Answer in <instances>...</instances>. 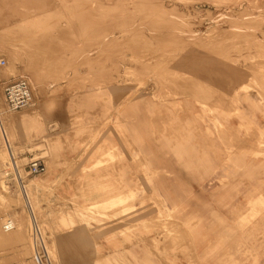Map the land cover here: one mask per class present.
I'll return each instance as SVG.
<instances>
[{"label":"rangeland","instance_id":"rangeland-1","mask_svg":"<svg viewBox=\"0 0 264 264\" xmlns=\"http://www.w3.org/2000/svg\"><path fill=\"white\" fill-rule=\"evenodd\" d=\"M0 59V264H264V0H0Z\"/></svg>","mask_w":264,"mask_h":264},{"label":"built area","instance_id":"built-area-1","mask_svg":"<svg viewBox=\"0 0 264 264\" xmlns=\"http://www.w3.org/2000/svg\"><path fill=\"white\" fill-rule=\"evenodd\" d=\"M0 64L4 65L5 61L3 59H0ZM3 99H4V106L8 110H18L25 108L29 106L32 101H33V91L31 84L28 79L26 78H19L10 82H7L3 86ZM14 165L16 168H20L18 165L17 161L13 158ZM9 171H6V175L9 176L11 175L12 180H16L15 174L13 171V166L9 165ZM21 169V168H20ZM46 171L45 165L38 160H33L30 161L25 165L24 172L28 175H40ZM20 175V174H19ZM20 181L22 184H24L23 177L20 175ZM32 216V234H34L36 238V242L38 244V247H36L37 251V256H36V261L38 264H43L42 263V257L47 255V250H46V243L43 238L42 234V228L41 225L38 223L36 217ZM10 220H6L3 223V226L5 228L10 226V223H8Z\"/></svg>","mask_w":264,"mask_h":264},{"label":"bare ground","instance_id":"bare-ground-1","mask_svg":"<svg viewBox=\"0 0 264 264\" xmlns=\"http://www.w3.org/2000/svg\"><path fill=\"white\" fill-rule=\"evenodd\" d=\"M54 4V3H53ZM221 6V5H220ZM50 7H52V6H50ZM172 8V7H171ZM35 9V8H34ZM47 9V8H46ZM49 9V8H48ZM51 9V8H50ZM23 12V11H22ZM15 13V12H14ZM30 19V18H29ZM44 21V20H43ZM43 21L41 22V23H43ZM50 21V20H49ZM47 22V21H46ZM26 24V23H25ZM24 24V25H25ZM29 24V23H28ZM36 24V23H35ZM38 24V23H37ZM30 25V24H29ZM39 25V24H38ZM38 25H36V26H38ZM41 25V24H40ZM44 25H45V23H44ZM17 26V25H16ZM20 26V25H19ZM42 26H43V24H42ZM42 26H41V28H42ZM30 27V26H29ZM33 27V26H32ZM25 28V27H24ZM24 28H23V30H24ZM26 28H28V26L26 27ZM40 28V27H39ZM40 28V29H41ZM43 29H44V27H43ZM43 29H41L42 30V34H43V32H44V30ZM40 30V31H41ZM49 30V29H48ZM48 30H46V31H48ZM25 31H26V29H25ZM28 31V30H27ZM50 31V30H49ZM230 32H232V31H230ZM27 33V32H26ZM49 33V32H48ZM252 34H254V33H251V35ZM246 35H248V34H246ZM250 35V36H251ZM25 36V35H24ZM23 36V37H24ZM27 36V35H26ZM40 37H41V33H40V35H39ZM243 36V35H242ZM249 36V35H248ZM254 36V35H253ZM35 37V36H34ZM43 37V36H42ZM44 37H46L45 36V34H44ZM27 38H28V36H27ZM27 38H25V39H27ZM31 38V37H30ZM33 38V37H32ZM37 39H38V37H36ZM254 38V37H253ZM39 39H42V38H39ZM36 40V39H35ZM30 41V40H29ZM31 43V42H30ZM31 44H33V43H31ZM35 46V45H34ZM38 46V45H37ZM34 48V47H33ZM30 50V49H29ZM35 51V50H34ZM33 53V52H32ZM35 54H37V53H35ZM38 55V54H37ZM257 63V62H256ZM29 74L31 75V72H29ZM243 74V73H242ZM29 75V76H30ZM33 75V74H32ZM262 75V74H261ZM27 79V78H26ZM32 81V80H31ZM30 82V81H29ZM178 82V81H177ZM240 83V82H239ZM30 84H31V82H30ZM230 84V83H229ZM31 87H32V85H31ZM228 87V86H227ZM33 89V88H32ZM205 89V88H204ZM55 90V89H54ZM57 90V89H56ZM199 90H200V88H199ZM198 90V91H199ZM201 90H202V88H201ZM33 91V90H32ZM58 91V90H57ZM198 91H196V92H198ZM234 91V90H233ZM60 92V91H59ZM190 92V91H189ZM204 92V91H203ZM206 92V91H205ZM200 93H202V92H200ZM207 93V92H206ZM184 94V93H183ZM233 95V94H232ZM61 96V94H59L58 92H51L49 95H48V97L46 98V102L47 103H52V102H54V101H56L59 97ZM131 96V95H130ZM158 96V95H157ZM198 96H200V95H198ZM207 96V95H206ZM233 97V96H232ZM128 98V97H127ZM199 98H201V97H199ZM198 98V99H199ZM175 99V98H174ZM227 99H229L228 97H227ZM226 99V100H227ZM222 100V99H221ZM33 102V101H32ZM229 102V101H228ZM217 103V102H216ZM221 103H222V101H221ZM227 103V102H226ZM173 104V103H172ZM224 104V103H223ZM225 105V104H224ZM229 104H227V106H228ZM215 106V105H214ZM214 106H212V107H214ZM208 107V106H207ZM211 107V106H210ZM175 108V107H174ZM231 108V107H230ZM229 109V108H228ZM232 109V108H231ZM1 113V112H0ZM184 114H185V111H184ZM188 114V113H187ZM183 115V114H182ZM184 116V115H183ZM185 116H186V114H185ZM188 116V115H187ZM181 118V117H180ZM184 118V117H183ZM185 119H186V117H185ZM181 120V119H180ZM183 120V119H182ZM184 121V120H183ZM189 122V121H188ZM188 122H187V124H188ZM242 129V128H241ZM254 129V128H253ZM229 131V130H228ZM251 131H254V130H251ZM224 133H226V132H224ZM230 133H231V131H230ZM230 133H229V135H230ZM251 133V132H250ZM249 133V134H250ZM228 135V134H227ZM226 135V136H227ZM235 137H236V135H235ZM248 137V136H247ZM249 137H250V135H249ZM263 138V137H262ZM227 139V143H228V138H226ZM233 139H234V135H233ZM237 137L235 138V140L237 141ZM244 139V138H243ZM261 139V138H260ZM239 140V139H238ZM225 141V140H224ZM262 141V140H261ZM233 143H234V141H232ZM231 142V143H232ZM250 142V141H249ZM6 143V148H7V152H8V156H9V158H10V163L12 162V164H9L10 166H13V171H14V174H15V177L18 179V183L20 184V187H21V190L24 192V188H25V186H24V184H22L21 183V181H20V175H19V173H18V168H16L15 167V165H14V161H13V158L15 159V155H14V153H13V151L10 149V147H9V145H8V143L7 142H5ZM235 143H237V142H235ZM229 144H230V142H229ZM90 147V146H89ZM112 147V146H111ZM110 147V148H111ZM16 160V159H15ZM98 160H100V159H98ZM109 160V159H108ZM86 172H88V171H86ZM106 173V172H105ZM105 177V176H104ZM38 185V184H37ZM42 186V185H41ZM40 186V187H41ZM254 198H256V197H254ZM243 209H245L244 207H243ZM242 211V210H241ZM61 214V213H60ZM8 223H10V226L9 227H7V228H5L4 226H3V228L5 229V230H11V229H13L14 228V224H13V221L11 220V221H8ZM107 225V224H106ZM172 234V233H171ZM156 236V235H155ZM8 237V236H7ZM15 238V237H14ZM163 239V238H162ZM190 240V239H189Z\"/></svg>","mask_w":264,"mask_h":264},{"label":"crops","instance_id":"crops-1","mask_svg":"<svg viewBox=\"0 0 264 264\" xmlns=\"http://www.w3.org/2000/svg\"><path fill=\"white\" fill-rule=\"evenodd\" d=\"M1 131H2V136L4 138V141L5 142H8L7 137H6V134L4 133V129H2ZM43 131H45V129ZM43 131H41V132L43 133Z\"/></svg>","mask_w":264,"mask_h":264}]
</instances>
